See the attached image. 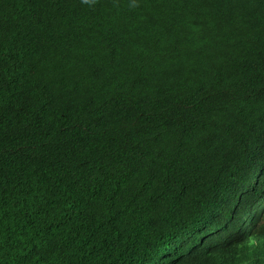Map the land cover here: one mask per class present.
Wrapping results in <instances>:
<instances>
[{
  "label": "trees",
  "instance_id": "1",
  "mask_svg": "<svg viewBox=\"0 0 264 264\" xmlns=\"http://www.w3.org/2000/svg\"><path fill=\"white\" fill-rule=\"evenodd\" d=\"M0 264H264V0H0Z\"/></svg>",
  "mask_w": 264,
  "mask_h": 264
},
{
  "label": "rangeland",
  "instance_id": "2",
  "mask_svg": "<svg viewBox=\"0 0 264 264\" xmlns=\"http://www.w3.org/2000/svg\"><path fill=\"white\" fill-rule=\"evenodd\" d=\"M258 243L259 242L257 241V239L254 238L247 244L246 252L244 253L245 255L243 256L247 262H249L248 260L253 259L254 253L259 250Z\"/></svg>",
  "mask_w": 264,
  "mask_h": 264
}]
</instances>
